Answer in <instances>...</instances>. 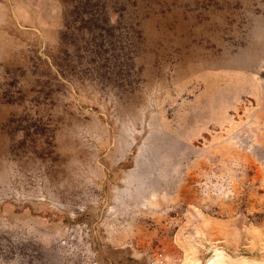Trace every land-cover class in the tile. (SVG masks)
<instances>
[{"label": "rangeland", "instance_id": "1", "mask_svg": "<svg viewBox=\"0 0 264 264\" xmlns=\"http://www.w3.org/2000/svg\"><path fill=\"white\" fill-rule=\"evenodd\" d=\"M216 249L264 261V0H0V264Z\"/></svg>", "mask_w": 264, "mask_h": 264}, {"label": "bare ground", "instance_id": "2", "mask_svg": "<svg viewBox=\"0 0 264 264\" xmlns=\"http://www.w3.org/2000/svg\"><path fill=\"white\" fill-rule=\"evenodd\" d=\"M185 263L194 264V262L190 261ZM204 264H264V261L259 262L245 257L233 258L224 251L216 249Z\"/></svg>", "mask_w": 264, "mask_h": 264}, {"label": "built area", "instance_id": "3", "mask_svg": "<svg viewBox=\"0 0 264 264\" xmlns=\"http://www.w3.org/2000/svg\"><path fill=\"white\" fill-rule=\"evenodd\" d=\"M152 264H165L164 261L161 259V257L155 258Z\"/></svg>", "mask_w": 264, "mask_h": 264}]
</instances>
